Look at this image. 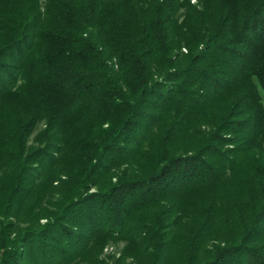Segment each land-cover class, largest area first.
I'll return each mask as SVG.
<instances>
[{"label": "trees", "instance_id": "trees-1", "mask_svg": "<svg viewBox=\"0 0 264 264\" xmlns=\"http://www.w3.org/2000/svg\"><path fill=\"white\" fill-rule=\"evenodd\" d=\"M119 241L264 264V0H0V264Z\"/></svg>", "mask_w": 264, "mask_h": 264}, {"label": "rangeland", "instance_id": "rangeland-1", "mask_svg": "<svg viewBox=\"0 0 264 264\" xmlns=\"http://www.w3.org/2000/svg\"><path fill=\"white\" fill-rule=\"evenodd\" d=\"M191 5H196L197 0H190ZM183 51H185L183 49ZM125 245L124 241H119L117 243H109L100 255V259L104 260V264H130L131 259L120 260L121 251ZM119 260V261H118Z\"/></svg>", "mask_w": 264, "mask_h": 264}]
</instances>
